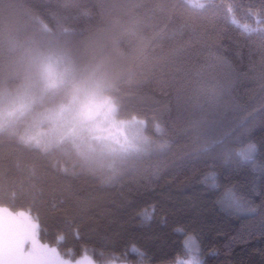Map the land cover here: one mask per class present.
<instances>
[{
  "label": "trees",
  "instance_id": "16d2710c",
  "mask_svg": "<svg viewBox=\"0 0 264 264\" xmlns=\"http://www.w3.org/2000/svg\"><path fill=\"white\" fill-rule=\"evenodd\" d=\"M33 45L108 60L117 118L142 119L156 151L104 175L1 131L0 205L31 211L74 264H264L262 0H0V52ZM221 121L239 131L202 155ZM230 189L257 212L223 207Z\"/></svg>",
  "mask_w": 264,
  "mask_h": 264
},
{
  "label": "rangeland",
  "instance_id": "374dc122",
  "mask_svg": "<svg viewBox=\"0 0 264 264\" xmlns=\"http://www.w3.org/2000/svg\"><path fill=\"white\" fill-rule=\"evenodd\" d=\"M5 51L0 52V70L6 72L0 76V132L14 133L21 141L72 162L82 161L104 175L123 155L149 150L144 121L117 118L116 106L104 92L112 84L108 60L102 58L89 68L88 56L73 49L33 45L18 55ZM82 87L100 93L86 110L79 93ZM38 115L47 118L45 131L39 139H29L28 129ZM121 144L128 150L113 151ZM192 237L185 238V245L196 249L198 242Z\"/></svg>",
  "mask_w": 264,
  "mask_h": 264
},
{
  "label": "snow or ice",
  "instance_id": "6c2138e0",
  "mask_svg": "<svg viewBox=\"0 0 264 264\" xmlns=\"http://www.w3.org/2000/svg\"><path fill=\"white\" fill-rule=\"evenodd\" d=\"M258 31L261 29H248L250 35ZM261 127H264V121H262ZM238 131L239 129L236 127H230L223 121L219 122L215 136L220 139H215L211 144L205 145L201 150L202 155L212 152L215 148L222 149L227 139L236 135ZM259 147L261 151H264V138L259 142ZM127 150L123 144L119 149H113V151ZM256 150V144L250 145L245 159L254 160ZM117 175L118 172L113 171L111 175L105 177L104 182L111 184ZM223 178L228 179L227 177ZM229 191V197L221 201L223 207L234 212H257L258 209L254 202L246 197L232 195L231 189ZM261 196L264 197V190L261 191ZM259 211L264 212V200L261 201ZM0 264H73V261L61 258L57 248L43 242L40 222L31 211L25 209L15 211L0 205ZM76 264H85V262L79 261ZM194 264H207V261L200 259Z\"/></svg>",
  "mask_w": 264,
  "mask_h": 264
},
{
  "label": "clouds",
  "instance_id": "9594fccd",
  "mask_svg": "<svg viewBox=\"0 0 264 264\" xmlns=\"http://www.w3.org/2000/svg\"><path fill=\"white\" fill-rule=\"evenodd\" d=\"M79 93L82 106L85 108V110L95 99H98L100 96V93L98 91L93 92L88 87L80 88ZM46 119V117L39 115L34 118L33 124L28 129L29 139H39L43 135L45 131L43 128V124L46 122Z\"/></svg>",
  "mask_w": 264,
  "mask_h": 264
}]
</instances>
